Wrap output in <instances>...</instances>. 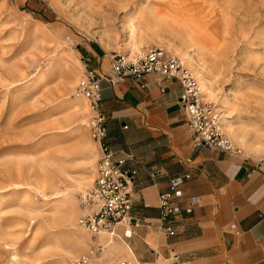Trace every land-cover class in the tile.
<instances>
[{
  "label": "rangeland",
  "instance_id": "obj_1",
  "mask_svg": "<svg viewBox=\"0 0 264 264\" xmlns=\"http://www.w3.org/2000/svg\"><path fill=\"white\" fill-rule=\"evenodd\" d=\"M154 9L196 21L203 47ZM133 41L185 51L209 81L206 102L262 156L264 0H0V264H80L100 242L58 221L84 209L80 187H92L99 157L75 88L92 55L124 54ZM102 246L93 264L124 260Z\"/></svg>",
  "mask_w": 264,
  "mask_h": 264
},
{
  "label": "crops",
  "instance_id": "obj_2",
  "mask_svg": "<svg viewBox=\"0 0 264 264\" xmlns=\"http://www.w3.org/2000/svg\"><path fill=\"white\" fill-rule=\"evenodd\" d=\"M90 59L97 74L115 76L107 54ZM181 92L176 80L155 75L100 80L106 143L136 173L128 185L129 217L111 237L96 241L113 243L117 258L130 264H264V169L252 171L245 157L257 155L243 150L197 148ZM95 151L100 153L97 142ZM173 176L182 178L183 194L171 222L175 233L167 235L158 225V196Z\"/></svg>",
  "mask_w": 264,
  "mask_h": 264
},
{
  "label": "built area",
  "instance_id": "obj_3",
  "mask_svg": "<svg viewBox=\"0 0 264 264\" xmlns=\"http://www.w3.org/2000/svg\"><path fill=\"white\" fill-rule=\"evenodd\" d=\"M109 67L115 75H99L88 69L79 78L75 91L87 102L91 113L88 120L90 137L99 143L100 153L97 160L96 177L92 187L84 196L86 212L78 219V224L93 237L105 234L111 237L115 225L129 217L133 203L128 185L136 171L124 168L127 159L117 158L114 151L106 143V127L104 115L100 110V80L115 82L125 77L139 79L145 75L176 80L182 88L179 103L187 117V124L197 148H209L220 152L243 155L241 148L233 143L223 132L219 117L213 106L203 99L201 87L194 72L181 60L162 47L147 46L133 55L121 52L107 54ZM252 162V171L263 168L264 157H245ZM131 159V158H130ZM151 176H154L151 173ZM264 180V172L261 174ZM180 176H173L168 181L167 190L160 192L159 227L167 234L175 233L172 227L173 217L181 211L177 200L182 197ZM231 228L236 234L235 225ZM103 250L101 243L91 246L79 258L80 264H93L98 253ZM115 264H130L128 260H118Z\"/></svg>",
  "mask_w": 264,
  "mask_h": 264
},
{
  "label": "bare ground",
  "instance_id": "obj_4",
  "mask_svg": "<svg viewBox=\"0 0 264 264\" xmlns=\"http://www.w3.org/2000/svg\"><path fill=\"white\" fill-rule=\"evenodd\" d=\"M152 14H154V16H159L158 17L159 20H160V16H161V18H163V19H168L172 23H174L176 25H179V26H181L183 28L188 29L187 30V32H188L187 34H188V37L190 38V40L193 41L194 43H196L197 46H199L200 48L203 47L202 44L199 43L200 42L199 41V36L201 34V31H202V26L199 25L196 21H193V20H186L185 21V20H183V18H182L183 17L182 16L183 14L182 13H181V15H176V14H173L172 15L171 14L169 16H167V15H160V14L157 15L156 12H155V9H154V10H152ZM157 45L163 47V49H165L166 52H168V53H170L172 55L178 56V58L181 60V62L185 66H187L188 68H190L194 72L195 76L197 77V79L199 81V84H200V87H201V91H202L203 99L205 101L210 102L212 98H211V93H210L209 81H208L207 77L203 73H201V71H200L199 67L197 66V64L195 62H193V60L185 53V51H183V50H181L179 48L173 47L170 44L158 43ZM142 47H143L142 42L140 43L139 41H133L127 47L123 48V52H124L125 55H130L131 56V55H133L136 52L142 51ZM79 71L80 70H76L75 72H71L72 73V76H73V79H74L75 76H77V74H79ZM71 73H70V75H71ZM73 79H71V80H73ZM73 82H75V81H73ZM85 101L86 100L80 94H75V98H74V102H75L74 105L75 106H78L77 103H80L82 105V107L84 108L85 107L84 106L85 105ZM213 108L215 109V111L218 110V107H217L216 104L214 105ZM217 115L219 117V121L221 123L222 130L226 133V135L230 138V140H232L233 143L235 142L236 144L241 145L242 148L246 152H248L247 146L241 141V138L236 134V132L234 130H232L231 126L226 122V120L223 118V116L222 115L219 116V114H217ZM80 121L82 123L83 122L86 123V115L82 116V118H80ZM84 123H83V128H87V126ZM87 140H88L87 143H90L89 142V138H87ZM91 146L93 148L92 157L94 159L96 157V155H97L96 154V151H95V145L94 144H91ZM260 155L264 156V151L261 152ZM85 179H87V178L85 177ZM44 180H45V177L40 178V179H37V182H39V183L42 184V183H44ZM90 184H86V185H83V186L81 185L80 190L83 193L86 194L87 193V188L90 187ZM65 206H64V208H66ZM84 210H85V212L87 211L86 210V207H84V209L81 208L80 210L79 209H76L75 210L72 207L71 208H68V210H66L65 213L63 211H61L64 214L59 218L58 221H59V223L61 225L69 226V227L71 226L72 229L75 230V231L80 230L81 227L78 224V219L79 218L76 220V216H77V214L79 212H80V214L83 215L85 213ZM105 236H106L105 234H99L96 238L103 239ZM96 259L98 260L99 259V256Z\"/></svg>",
  "mask_w": 264,
  "mask_h": 264
}]
</instances>
